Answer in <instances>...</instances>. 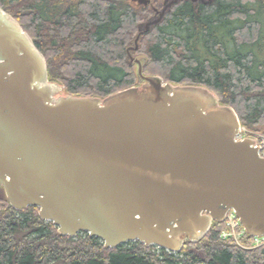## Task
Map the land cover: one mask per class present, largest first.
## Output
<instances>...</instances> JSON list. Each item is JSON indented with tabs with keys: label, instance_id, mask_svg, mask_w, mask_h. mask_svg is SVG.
Returning a JSON list of instances; mask_svg holds the SVG:
<instances>
[{
	"label": "water",
	"instance_id": "obj_1",
	"mask_svg": "<svg viewBox=\"0 0 264 264\" xmlns=\"http://www.w3.org/2000/svg\"><path fill=\"white\" fill-rule=\"evenodd\" d=\"M179 1L163 0L126 49L144 83L103 99L57 95L43 54L0 7V187L11 207L36 206L60 235L87 232L105 248L178 253L230 208L247 234L264 235V157L235 140L232 107L204 86L143 76L145 59L130 55Z\"/></svg>",
	"mask_w": 264,
	"mask_h": 264
},
{
	"label": "trees",
	"instance_id": "obj_2",
	"mask_svg": "<svg viewBox=\"0 0 264 264\" xmlns=\"http://www.w3.org/2000/svg\"><path fill=\"white\" fill-rule=\"evenodd\" d=\"M150 5L161 0L145 7L131 0H0L43 54L49 81L71 96L100 99L139 84L126 49L152 16ZM130 54L145 59L143 76L204 86L245 127L264 124V0H180ZM38 210L14 209L0 187V264H264V247L220 237L224 222L213 221L202 239L171 253L139 241L105 248L87 232L63 236Z\"/></svg>",
	"mask_w": 264,
	"mask_h": 264
},
{
	"label": "built area",
	"instance_id": "obj_3",
	"mask_svg": "<svg viewBox=\"0 0 264 264\" xmlns=\"http://www.w3.org/2000/svg\"><path fill=\"white\" fill-rule=\"evenodd\" d=\"M247 138L252 140L253 146L257 148L261 156H264V134L248 131L246 127L239 124L235 140ZM223 222L226 228L220 233L222 239H231L237 246L242 248L264 247V235L251 236L247 234L233 209H228L225 212Z\"/></svg>",
	"mask_w": 264,
	"mask_h": 264
},
{
	"label": "rangeland",
	"instance_id": "obj_4",
	"mask_svg": "<svg viewBox=\"0 0 264 264\" xmlns=\"http://www.w3.org/2000/svg\"><path fill=\"white\" fill-rule=\"evenodd\" d=\"M152 1V0H151ZM132 3H133V5H138L136 2H134V1H132ZM162 3H163V0H161V6H162ZM160 6V7H161ZM160 7H156V8H160ZM131 55V54H130ZM133 58H138V59H141V55H134V54H132L131 55ZM129 57V56H128ZM129 61H130V59H129ZM132 64H133V66H134V69L136 70V68H137V65L135 64V63H133V62H131ZM139 81V84L137 85V86H141V84L143 83V80L141 79V80H138ZM50 82H52V81H50ZM53 83H56L57 85H59V86H61L62 87V90L57 94V95H69V94H67V92L65 91V89H64V86H62L61 84H59V83H57V82H54L53 81ZM239 124L241 125V126H244V125H242L240 122H239ZM245 127V126H244ZM259 128H257V129H253V128H249V127H246V129L248 130V131H251V132H258L259 134H264V124H261V125H259L258 126ZM229 240V239H228ZM231 240V239H230ZM235 243V242H234Z\"/></svg>",
	"mask_w": 264,
	"mask_h": 264
},
{
	"label": "flooded vegetation",
	"instance_id": "obj_5",
	"mask_svg": "<svg viewBox=\"0 0 264 264\" xmlns=\"http://www.w3.org/2000/svg\"><path fill=\"white\" fill-rule=\"evenodd\" d=\"M150 7H151V9H152V11H153V14H152V16H153L154 13H155V11H156V9H158V8H155V7H153L152 5H150ZM159 9H160V8H159ZM143 83H144V82H143ZM143 83H142V84H143ZM142 84H141V85H142Z\"/></svg>",
	"mask_w": 264,
	"mask_h": 264
}]
</instances>
